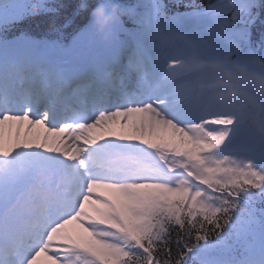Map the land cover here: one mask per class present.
Segmentation results:
<instances>
[{"label":"snow or ice","instance_id":"6c2138e0","mask_svg":"<svg viewBox=\"0 0 264 264\" xmlns=\"http://www.w3.org/2000/svg\"><path fill=\"white\" fill-rule=\"evenodd\" d=\"M104 2L65 42L0 0V264H264V139L195 88L264 65V0L115 3L107 43Z\"/></svg>","mask_w":264,"mask_h":264},{"label":"clouds","instance_id":"9594fccd","mask_svg":"<svg viewBox=\"0 0 264 264\" xmlns=\"http://www.w3.org/2000/svg\"><path fill=\"white\" fill-rule=\"evenodd\" d=\"M122 12L111 0L97 5L92 22L107 43ZM196 92L217 109L233 115L254 137L264 139V65L238 66L213 60L196 69Z\"/></svg>","mask_w":264,"mask_h":264},{"label":"trees","instance_id":"16d2710c","mask_svg":"<svg viewBox=\"0 0 264 264\" xmlns=\"http://www.w3.org/2000/svg\"><path fill=\"white\" fill-rule=\"evenodd\" d=\"M57 3L59 4V7L57 8L58 9L57 12H59V14L61 15L64 12V10H62V9L60 10V7L63 6V5L66 6V4H65V2L63 0H57ZM55 22H56V19L51 14L49 16V19L48 20H46V21L45 20L44 21H40L38 24L37 23H35V24H29V26L30 27H33V28H35V26L36 27H39V28H43V27L47 26V23L53 24Z\"/></svg>","mask_w":264,"mask_h":264},{"label":"rangeland","instance_id":"374dc122","mask_svg":"<svg viewBox=\"0 0 264 264\" xmlns=\"http://www.w3.org/2000/svg\"><path fill=\"white\" fill-rule=\"evenodd\" d=\"M135 2H136V0H135Z\"/></svg>","mask_w":264,"mask_h":264}]
</instances>
